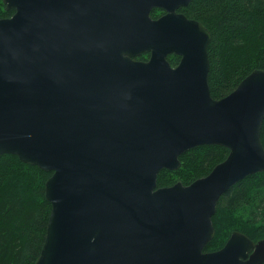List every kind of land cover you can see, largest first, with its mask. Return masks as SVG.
Masks as SVG:
<instances>
[{"label": "water", "instance_id": "95a60500", "mask_svg": "<svg viewBox=\"0 0 264 264\" xmlns=\"http://www.w3.org/2000/svg\"><path fill=\"white\" fill-rule=\"evenodd\" d=\"M191 1L2 0L0 155L51 173L34 264L264 263L237 231L203 251L222 194L264 171V71L213 99L210 32L178 12ZM211 145L228 154L206 176L157 186Z\"/></svg>", "mask_w": 264, "mask_h": 264}, {"label": "trees", "instance_id": "16d2710c", "mask_svg": "<svg viewBox=\"0 0 264 264\" xmlns=\"http://www.w3.org/2000/svg\"><path fill=\"white\" fill-rule=\"evenodd\" d=\"M161 12L153 10L151 17ZM178 12L210 32L207 81L213 99L230 94L252 71H264V0H192ZM12 13L0 0V18ZM148 57L143 53L135 60ZM167 61L175 67L179 57L170 55ZM260 141L264 148V120ZM227 154V149L217 145L189 150L179 157L177 170L159 172L157 186L188 185L206 176ZM50 176L15 155H0V264H34L38 258L51 211L44 195V183ZM212 225L214 237L204 252L221 248L233 231L253 242L264 240V171L247 176L222 194Z\"/></svg>", "mask_w": 264, "mask_h": 264}, {"label": "flooded vegetation", "instance_id": "af4514ba", "mask_svg": "<svg viewBox=\"0 0 264 264\" xmlns=\"http://www.w3.org/2000/svg\"><path fill=\"white\" fill-rule=\"evenodd\" d=\"M163 13L161 12V15H162Z\"/></svg>", "mask_w": 264, "mask_h": 264}]
</instances>
